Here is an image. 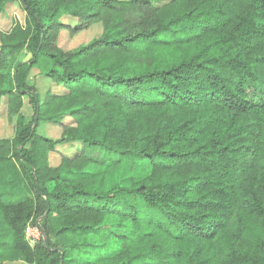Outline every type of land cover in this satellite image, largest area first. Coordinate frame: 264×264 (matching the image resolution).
Listing matches in <instances>:
<instances>
[{
	"label": "trees",
	"instance_id": "1",
	"mask_svg": "<svg viewBox=\"0 0 264 264\" xmlns=\"http://www.w3.org/2000/svg\"><path fill=\"white\" fill-rule=\"evenodd\" d=\"M154 1L0 0L25 13L0 32V264H264V0ZM22 52L63 90L19 85ZM125 163L147 171L107 187Z\"/></svg>",
	"mask_w": 264,
	"mask_h": 264
},
{
	"label": "rangeland",
	"instance_id": "2",
	"mask_svg": "<svg viewBox=\"0 0 264 264\" xmlns=\"http://www.w3.org/2000/svg\"><path fill=\"white\" fill-rule=\"evenodd\" d=\"M157 3L158 1H154ZM25 20V13L22 10V8L18 4H12L10 5L5 12L0 14V32L5 31L6 29L10 28L12 24H14L16 21L20 23H24ZM101 33L100 26L92 25L85 30L79 32L75 35H70L69 31L67 30H61L58 39L57 44L59 47H61L63 50H71L76 48L77 46L81 44H85L94 37H97ZM32 59V54L27 52L20 53L15 61H13L12 65L10 66L9 71L18 74V81L19 85H34L35 88L39 91L41 94V97L44 96V94L47 91L52 92H61L63 89L57 85H55L50 79L45 78L41 74V68L43 66L42 63L37 62H30ZM20 63L18 67H16V64ZM15 68V70H14ZM29 98L25 95L23 97V106L20 110L23 115L27 116L28 118L33 113V108L31 107V104L28 102ZM7 99L5 97H2L0 100V138H8L13 136L14 132V119L9 120L7 116ZM69 116H65L63 120L65 122L70 121ZM60 126L58 124H52L47 123L45 121H41L39 123V126L37 128V132L41 135L49 136L53 139L57 138L60 135ZM79 145L77 143L74 144H61L56 147V150L54 152H51L49 154V163L51 166H55L59 163L61 157L63 155H72L77 147ZM91 171H96V167L90 168ZM147 171V168L144 167H135L133 169H130L128 164H123L119 169L109 171L107 173V181L106 186L109 187L113 184H119L120 181L126 183L127 180L139 178L140 176L144 175ZM29 175H31L30 171L28 172ZM31 178V177H30ZM34 184V182H33ZM42 188V185L39 183L38 185L34 187H30V193L32 196H34L35 191ZM40 223L39 218H35L32 222H30L26 228L25 234L26 238L29 241L31 245H34L37 241L41 239V232L40 229L36 224ZM9 264H24L21 261L11 262Z\"/></svg>",
	"mask_w": 264,
	"mask_h": 264
}]
</instances>
